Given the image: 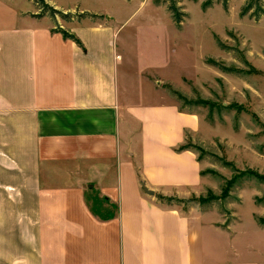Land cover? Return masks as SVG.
<instances>
[{
    "label": "crops",
    "instance_id": "crops-1",
    "mask_svg": "<svg viewBox=\"0 0 264 264\" xmlns=\"http://www.w3.org/2000/svg\"><path fill=\"white\" fill-rule=\"evenodd\" d=\"M92 19L64 26L79 44L0 10V264H262L217 211L162 203L202 183L174 150L199 119L123 98V23Z\"/></svg>",
    "mask_w": 264,
    "mask_h": 264
},
{
    "label": "rangeland",
    "instance_id": "rangeland-1",
    "mask_svg": "<svg viewBox=\"0 0 264 264\" xmlns=\"http://www.w3.org/2000/svg\"><path fill=\"white\" fill-rule=\"evenodd\" d=\"M177 1L186 14L181 23L155 0H45L66 13L54 16L34 0H0V10L38 8L60 29L72 18L113 15L123 23V98L174 104L199 119L180 145L196 153L202 183L175 196L183 201L162 203L217 211L239 232L240 248L251 246L264 264V14L253 16L264 0L245 15L249 0H229L227 7L220 0Z\"/></svg>",
    "mask_w": 264,
    "mask_h": 264
},
{
    "label": "trees",
    "instance_id": "trees-1",
    "mask_svg": "<svg viewBox=\"0 0 264 264\" xmlns=\"http://www.w3.org/2000/svg\"><path fill=\"white\" fill-rule=\"evenodd\" d=\"M34 1H36L38 4H42L43 6L48 7L51 10L52 16H54L57 13H60L62 15H66V13L61 12L57 8H55L53 6H48V4H46L45 0H34ZM155 1L157 3H160V2L167 3L168 10L172 13L175 20L178 23L182 22L183 17L186 14L178 6L177 0H155ZM220 1L222 2V4L225 7H227L229 0H220ZM212 2H213V0H207L206 5L209 6L212 4ZM256 3H258L257 0H249L248 3L243 7L242 14L245 15L246 13H248L252 9V7H254V6L257 7ZM259 9H260V11H256V10L254 11L255 14L253 16H255L256 18H259L261 14H264V8L260 7ZM54 30L62 32L65 38H71V39L75 40L76 42H78L79 44H82L80 39L75 34L70 33L65 29H60V28H55ZM187 148H188V146H186V145H179L178 147H175V150L176 151H182V150L187 149ZM160 198L166 200L168 203H171L173 200H175L174 198L181 200L180 198L175 197V196H163V195H161ZM181 201H183V200H181Z\"/></svg>",
    "mask_w": 264,
    "mask_h": 264
},
{
    "label": "water",
    "instance_id": "water-1",
    "mask_svg": "<svg viewBox=\"0 0 264 264\" xmlns=\"http://www.w3.org/2000/svg\"><path fill=\"white\" fill-rule=\"evenodd\" d=\"M145 189H146L149 193L154 194V191H153V190H148L146 187H145Z\"/></svg>",
    "mask_w": 264,
    "mask_h": 264
}]
</instances>
